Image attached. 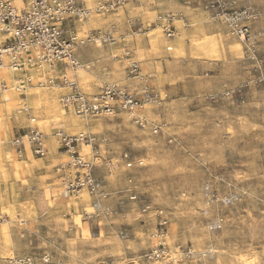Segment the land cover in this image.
<instances>
[{
	"label": "rangeland",
	"instance_id": "1",
	"mask_svg": "<svg viewBox=\"0 0 264 264\" xmlns=\"http://www.w3.org/2000/svg\"><path fill=\"white\" fill-rule=\"evenodd\" d=\"M78 1L92 11L67 28L77 37L78 69H0V264L140 257L158 228L153 215L141 216L143 205L168 218L171 252L192 249L198 260L205 253L202 264H264V0H121L109 13L97 12L102 0ZM168 17L172 38L163 28ZM241 27L249 30L245 39L236 34ZM133 62L138 76L130 74ZM65 77L87 94L107 86L149 90L152 101L136 115L147 127L121 111L79 117L48 84ZM31 127L46 136L45 159L19 155L12 145ZM58 132L95 137L80 146L87 160L95 152L103 161L130 156L131 168L120 161L111 172L95 170L111 195L109 219L84 216L94 203L88 193L62 196L58 170L70 157ZM130 190L138 202L125 196Z\"/></svg>",
	"mask_w": 264,
	"mask_h": 264
},
{
	"label": "built area",
	"instance_id": "2",
	"mask_svg": "<svg viewBox=\"0 0 264 264\" xmlns=\"http://www.w3.org/2000/svg\"><path fill=\"white\" fill-rule=\"evenodd\" d=\"M121 3V0H102L97 12H113ZM91 15L92 11L83 5V1L78 0H0V69L21 71L26 65L45 64L54 69L60 65L75 71L80 67L76 57L77 37L75 33L69 35L67 28L77 21H87ZM164 21L166 24L163 28L167 37H174L169 27L174 21L173 17L165 18ZM236 32L241 39H245L249 30L247 27H241ZM129 69L133 76L140 74V67L136 62H133ZM48 84L64 92L60 99L61 104L73 108L79 117L88 119L112 116L121 111L135 117L136 123L142 128L147 127L146 121L136 115L152 101L149 90L139 95L118 86H107L99 93L87 94L81 91L77 81L67 77L59 83L50 79ZM24 111L28 113L29 109L25 107ZM153 132L156 134L158 130L154 128ZM55 137L60 150L70 157V162L60 165L58 170L64 173L60 177L62 196L67 200H77L82 193H88L94 203L91 205L92 211L84 213V216L95 220L109 219L108 217L115 213L107 204L111 195L105 190V179L96 177L95 170L102 165L111 172L115 167H119L120 161L127 168H131L133 163L130 156L125 153L120 161H103L95 152L92 159L87 160L81 155L80 146L93 145L95 137L87 134L68 136L63 132L56 133ZM12 145L19 155L29 152L39 159L49 156L46 136L38 128L31 127L17 134ZM126 193L125 196L131 202L139 201L135 191ZM140 212L141 216L149 213L157 219L158 228L150 236L152 247L140 257L124 260L123 264H202L205 253H202L203 259L198 260L201 255L192 249L178 247L171 252L168 248L166 238L169 220L162 210L143 205ZM220 224L216 221L209 228L217 231ZM118 231L121 238H128V229L121 228ZM104 264H115V261Z\"/></svg>",
	"mask_w": 264,
	"mask_h": 264
},
{
	"label": "crops",
	"instance_id": "3",
	"mask_svg": "<svg viewBox=\"0 0 264 264\" xmlns=\"http://www.w3.org/2000/svg\"><path fill=\"white\" fill-rule=\"evenodd\" d=\"M142 20V19H141ZM19 134V133H18Z\"/></svg>",
	"mask_w": 264,
	"mask_h": 264
}]
</instances>
